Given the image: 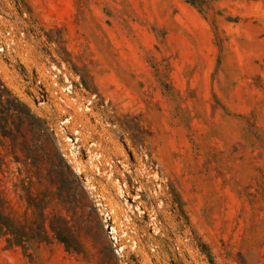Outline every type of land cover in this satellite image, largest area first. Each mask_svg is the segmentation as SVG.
Masks as SVG:
<instances>
[{
  "label": "rangeland",
  "instance_id": "rangeland-1",
  "mask_svg": "<svg viewBox=\"0 0 264 264\" xmlns=\"http://www.w3.org/2000/svg\"><path fill=\"white\" fill-rule=\"evenodd\" d=\"M0 39L47 129L0 143L7 205L35 220L0 264H264V0H0Z\"/></svg>",
  "mask_w": 264,
  "mask_h": 264
},
{
  "label": "trees",
  "instance_id": "trees-1",
  "mask_svg": "<svg viewBox=\"0 0 264 264\" xmlns=\"http://www.w3.org/2000/svg\"><path fill=\"white\" fill-rule=\"evenodd\" d=\"M26 127L33 129L37 138L44 139L46 137L47 129L42 121L31 114L29 109H26L23 104L18 102L0 80V143L3 140H8L12 145H16L20 144L22 140L21 146L23 150L30 152L25 139L24 129ZM25 156L29 158L28 153H25ZM34 223L35 220L32 222L30 219H20L17 213L8 207L7 201L0 189V238H4L11 246L19 245L25 247V240L22 238L23 234L26 233L23 229L32 228ZM19 229H21V235H18ZM35 229H38V232L32 231L27 236L28 240H34L33 232L36 235L39 234L41 238L45 234L42 222L37 223V228ZM50 229L54 230L51 226Z\"/></svg>",
  "mask_w": 264,
  "mask_h": 264
},
{
  "label": "built area",
  "instance_id": "built-area-1",
  "mask_svg": "<svg viewBox=\"0 0 264 264\" xmlns=\"http://www.w3.org/2000/svg\"><path fill=\"white\" fill-rule=\"evenodd\" d=\"M10 32L7 31L6 34H9ZM10 39V38H9ZM11 41V40H10ZM9 43L2 42L0 39V51H3L4 47H8ZM50 71V83L54 87V93H59L60 97L61 95H65V91L70 92L71 84L68 83V80L64 77L62 79V82H60V77L58 71H56L55 67H51V69H48ZM67 140L72 142L71 138H68ZM71 156L73 159H76V156H74L73 153H71ZM94 159H98L100 155L94 154ZM96 169L98 170L97 166ZM87 189L91 193V196L93 197L94 206L96 207L98 213L101 216L103 226L108 234V237L112 241L113 245L116 246L118 240L120 239V235L117 233L116 228V215L114 214L113 208L108 204V202L105 200L102 194H100L96 186L93 184L87 183Z\"/></svg>",
  "mask_w": 264,
  "mask_h": 264
}]
</instances>
